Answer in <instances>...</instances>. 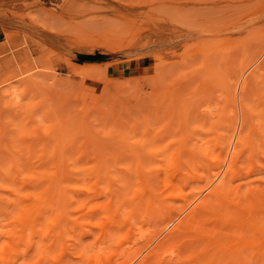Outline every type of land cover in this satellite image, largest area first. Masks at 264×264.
I'll return each mask as SVG.
<instances>
[{"label": "rangeland", "instance_id": "374dc122", "mask_svg": "<svg viewBox=\"0 0 264 264\" xmlns=\"http://www.w3.org/2000/svg\"><path fill=\"white\" fill-rule=\"evenodd\" d=\"M257 58L264 63V0H0V207H19L42 186L53 146H82V157L107 146L112 155L109 146H125L120 131L134 141L158 130L159 144L214 146L215 130L227 136L219 121L229 109L264 106V69L242 90ZM71 238L49 255L69 245L81 263L79 246L89 243ZM12 248H0V264L14 261Z\"/></svg>", "mask_w": 264, "mask_h": 264}, {"label": "bare ground", "instance_id": "6f19581e", "mask_svg": "<svg viewBox=\"0 0 264 264\" xmlns=\"http://www.w3.org/2000/svg\"><path fill=\"white\" fill-rule=\"evenodd\" d=\"M261 69L264 63L253 66L243 92ZM158 79L153 80L159 84ZM151 88L147 97L154 99L157 85ZM231 112L218 122L227 136L215 130L214 146L207 141L188 146L185 140L173 148L159 144V130L134 141L120 131L125 146H116L118 151L109 146L111 159L107 146L85 152L93 164L89 158L83 162L82 146H53L47 159L56 161L46 170L45 182L20 199L28 203L18 207L21 202L10 199L13 209L8 203L0 207V236L6 234L0 248L14 247L18 264L51 259L53 264V258L57 264H264V106L256 114L248 108ZM112 130L107 134H116ZM95 151H103L98 155L103 158L108 154L109 163L101 156L97 163ZM159 222L165 225L154 231ZM68 236L76 246L89 243L79 250L73 245L81 263L73 260L78 254H71L69 245L68 252L62 246L59 254L49 255L55 241Z\"/></svg>", "mask_w": 264, "mask_h": 264}, {"label": "trees", "instance_id": "16d2710c", "mask_svg": "<svg viewBox=\"0 0 264 264\" xmlns=\"http://www.w3.org/2000/svg\"><path fill=\"white\" fill-rule=\"evenodd\" d=\"M82 61L83 60H89V61H98L102 59V56L99 55H85V56H81Z\"/></svg>", "mask_w": 264, "mask_h": 264}]
</instances>
